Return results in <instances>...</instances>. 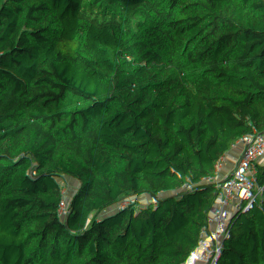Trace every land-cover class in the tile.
<instances>
[{
    "label": "trees",
    "instance_id": "1",
    "mask_svg": "<svg viewBox=\"0 0 264 264\" xmlns=\"http://www.w3.org/2000/svg\"><path fill=\"white\" fill-rule=\"evenodd\" d=\"M244 109L264 115V0H0V264H221L253 246Z\"/></svg>",
    "mask_w": 264,
    "mask_h": 264
},
{
    "label": "built area",
    "instance_id": "2",
    "mask_svg": "<svg viewBox=\"0 0 264 264\" xmlns=\"http://www.w3.org/2000/svg\"><path fill=\"white\" fill-rule=\"evenodd\" d=\"M74 10H75V12H78L80 9H79V7H75ZM72 20H74V19H71V21ZM242 113L249 116L250 129H251L250 136L248 137L250 139L249 143L253 148H256V146L253 144V142L256 140V138L258 136L257 133H255V125H257V124L261 125V131H260L259 135H264V115L256 114V115L252 116V115H250V113L247 109H244L239 114H242ZM239 114L237 115V117L234 121V127L235 128H238V126H239ZM236 168L243 169L246 173L251 174L255 180L257 189L261 193L264 194V174H263L262 178L256 177L255 168H254V165L250 159H248L247 157H245L242 154H239L237 156V160H236ZM249 248H250L249 245L239 248L236 251V253H234L228 261H226L225 263H221V264H245V256L248 253ZM257 250H258V254L256 257L255 264H261L264 261V236L259 239L258 244H257ZM212 264H220V263L213 262Z\"/></svg>",
    "mask_w": 264,
    "mask_h": 264
},
{
    "label": "crops",
    "instance_id": "3",
    "mask_svg": "<svg viewBox=\"0 0 264 264\" xmlns=\"http://www.w3.org/2000/svg\"><path fill=\"white\" fill-rule=\"evenodd\" d=\"M239 121H240V126L237 128L238 143L236 148L240 152L239 154L244 155L245 157H247L252 161L255 168L256 177L262 178L264 174V167L262 166V162L259 161V159L255 156L254 150L247 138V132L250 129L249 116H247L244 113L239 114ZM239 128H241V130H239ZM260 131H261V125L260 126L255 125V133H257L258 135ZM257 254H258V250L256 248V244H254L248 250V253L245 256V264H255Z\"/></svg>",
    "mask_w": 264,
    "mask_h": 264
},
{
    "label": "rangeland",
    "instance_id": "4",
    "mask_svg": "<svg viewBox=\"0 0 264 264\" xmlns=\"http://www.w3.org/2000/svg\"><path fill=\"white\" fill-rule=\"evenodd\" d=\"M257 125L260 126V124H257ZM239 126H240V121H239ZM239 126H238V127H239ZM236 129H237V128H236ZM259 129H260V128H259ZM239 130H241V128H239ZM250 131H251V129H249L248 132H247V138L250 136ZM248 140H250V139L248 138ZM258 241H259V240H258ZM258 241L255 243V244H256V248H257ZM249 247L251 248L252 246L249 245ZM250 248H249V249H250ZM249 249H248V250H249Z\"/></svg>",
    "mask_w": 264,
    "mask_h": 264
},
{
    "label": "water",
    "instance_id": "5",
    "mask_svg": "<svg viewBox=\"0 0 264 264\" xmlns=\"http://www.w3.org/2000/svg\"><path fill=\"white\" fill-rule=\"evenodd\" d=\"M253 150H254L255 156L259 159V161L263 162V160H262L260 154L258 153V151L256 150V148H253Z\"/></svg>",
    "mask_w": 264,
    "mask_h": 264
}]
</instances>
